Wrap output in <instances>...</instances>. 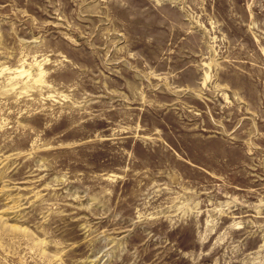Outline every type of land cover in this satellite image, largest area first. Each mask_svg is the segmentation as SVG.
<instances>
[{
    "label": "rangeland",
    "instance_id": "1",
    "mask_svg": "<svg viewBox=\"0 0 264 264\" xmlns=\"http://www.w3.org/2000/svg\"><path fill=\"white\" fill-rule=\"evenodd\" d=\"M0 264H264V0H0Z\"/></svg>",
    "mask_w": 264,
    "mask_h": 264
}]
</instances>
